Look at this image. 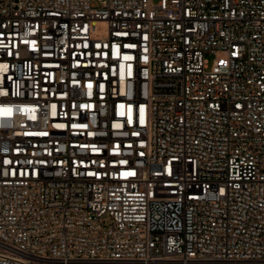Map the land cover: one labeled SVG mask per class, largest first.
Wrapping results in <instances>:
<instances>
[{"label":"built area","instance_id":"1","mask_svg":"<svg viewBox=\"0 0 264 264\" xmlns=\"http://www.w3.org/2000/svg\"><path fill=\"white\" fill-rule=\"evenodd\" d=\"M0 264H264V0H0Z\"/></svg>","mask_w":264,"mask_h":264},{"label":"rangeland","instance_id":"2","mask_svg":"<svg viewBox=\"0 0 264 264\" xmlns=\"http://www.w3.org/2000/svg\"><path fill=\"white\" fill-rule=\"evenodd\" d=\"M154 2H156L157 0H153ZM209 59H211V56L208 57ZM105 224L108 225L111 222V219L109 217H105Z\"/></svg>","mask_w":264,"mask_h":264}]
</instances>
